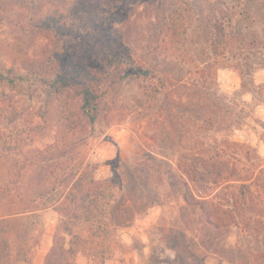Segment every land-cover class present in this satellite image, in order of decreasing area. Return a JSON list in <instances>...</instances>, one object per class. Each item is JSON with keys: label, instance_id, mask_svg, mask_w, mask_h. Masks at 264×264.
Listing matches in <instances>:
<instances>
[{"label": "rangeland", "instance_id": "1", "mask_svg": "<svg viewBox=\"0 0 264 264\" xmlns=\"http://www.w3.org/2000/svg\"><path fill=\"white\" fill-rule=\"evenodd\" d=\"M173 1L0 0V72L13 80L0 82V153L10 158L13 195L31 193L32 170L39 166L63 165L70 173L89 164L87 176L95 180L131 173L136 205L156 200L144 215L110 230L73 224L81 239L75 264H264V219L256 210L247 214L254 232L242 225L217 230L167 198L172 187L178 190V167L186 181H195H189L190 196L216 192L206 183L213 176L186 172L191 161L184 157L198 172L219 160L224 178L255 189L253 179L242 180L264 169V0H183L185 39L166 51L161 41L169 39L165 17ZM218 16L231 19L225 59L211 58L208 49ZM137 62L148 75H130L111 87L92 124L80 118L77 92L61 100L40 82L67 70L126 71ZM61 115L70 123L62 124ZM144 153H153L157 161L148 165L160 174L140 171L147 170L138 165ZM46 182L56 183L53 177ZM125 186L119 184L110 200L115 214L132 201ZM182 214L192 219L191 231L180 229ZM31 222L38 235L32 263L45 264L61 217L47 208Z\"/></svg>", "mask_w": 264, "mask_h": 264}, {"label": "trees", "instance_id": "2", "mask_svg": "<svg viewBox=\"0 0 264 264\" xmlns=\"http://www.w3.org/2000/svg\"><path fill=\"white\" fill-rule=\"evenodd\" d=\"M183 4L186 5V1H173L171 9L168 10L165 17L167 24L166 37L169 39H164L161 42L166 51L170 50L171 45L182 46L185 39L184 9L181 8ZM230 22V18L226 19L219 16L213 20L208 39L211 58H219L222 55H224V59L227 58L228 46L233 39ZM105 58L106 61L114 63L113 60L115 59L113 57L108 58L106 56ZM148 73V69L137 62L132 63L126 71L120 68L112 72L98 71L95 73L67 70L64 73H56L52 79H40V82L47 87L52 95H56L61 100L66 92H77L80 102L78 109L80 118L92 124L97 118L102 98L111 87L130 75L144 77ZM0 82L12 84L13 80L5 77L0 72ZM181 82L178 80L175 83L179 85ZM195 120L199 122V119L196 118ZM210 121H208L209 124ZM60 122L67 124L70 123V119L65 115H61ZM202 122L204 123L205 120H202ZM152 154L146 155L144 153L138 163L140 166H147V170L140 169V171L151 178L153 176L149 173V168L154 169L156 174H160L155 165H148L149 163L152 164L153 161H157ZM184 158L188 163L191 161L190 164L186 165V172L192 173V175L198 173L199 178H203V180L207 176H213L212 181H206V183L212 184L216 192L203 191L204 195L199 198L190 196L188 193L191 187L189 181L192 183L195 181L194 179L186 181L183 178L182 170L178 167L175 169L178 190H175L174 187L170 189L167 196L168 202L180 206L183 212L187 211L188 213L191 211L199 214V224L205 228L220 230L228 225V227L236 228L242 225L244 230L254 232L249 225L254 219H250L247 214L252 210H256L258 216L264 219V169L261 168L257 176L252 177L251 172L246 175L247 179L242 180L253 179L255 189L249 191L243 185H233V180L230 177L229 179L223 177L219 169V160L213 161L212 166L202 164V170L198 172L196 163H193L187 157ZM34 164L37 165L38 163ZM162 164L166 165V168H170L169 164ZM62 166L59 165L51 170L39 166L36 170H32L33 174L28 189L31 193L25 197L13 195L15 191L10 189V183L12 182L10 158L8 156L2 157L0 153V264H33V250L38 242V235L36 227L31 221L37 217L38 211L52 208L60 215L62 222L57 227L53 238V246L46 257L45 264H51L53 261H56V264H75L74 259L79 252L78 244L81 239L73 232V224L81 221L92 224L97 223L105 230H110L120 225V223H126L132 221L136 216L144 215L156 203V200L148 198L145 205L135 204L137 199L132 197L134 195L130 188L132 186V189L136 190L134 183H137V180L129 172L115 177L95 180L87 176V169L91 166L89 164H86L83 169L75 168L70 173L64 168L62 169ZM17 174L23 177L25 174L24 169H19ZM187 176L191 178V174ZM49 177H53L56 183L49 186L46 182ZM130 178H132V183H130ZM159 178L157 180H161ZM121 183H126L125 188H128L126 191L131 196L132 201L128 199L125 206L122 207V215H119L112 211L110 200ZM232 187L235 188L234 191L229 190ZM224 190H227L225 195ZM179 191H182L183 194H179ZM184 216L182 214V217L178 219L180 229L191 231L194 226L193 221L192 219L184 221ZM226 218L229 224L226 223ZM255 237L258 238V234ZM181 248L182 246L179 249Z\"/></svg>", "mask_w": 264, "mask_h": 264}]
</instances>
